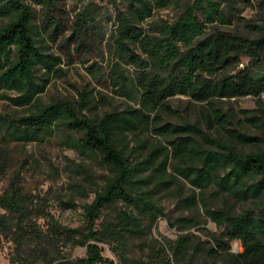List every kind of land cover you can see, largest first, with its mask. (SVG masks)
Returning <instances> with one entry per match:
<instances>
[{
  "label": "trees",
  "instance_id": "1",
  "mask_svg": "<svg viewBox=\"0 0 264 264\" xmlns=\"http://www.w3.org/2000/svg\"><path fill=\"white\" fill-rule=\"evenodd\" d=\"M101 1L115 9L110 38L105 39L100 6L90 2L75 14L71 36L62 42L64 47L77 43L79 50L87 48L92 35L101 45L106 41L110 86L127 103L121 111L98 115L106 99L87 90L74 103L39 101L51 82L64 76L62 58L51 53V43L64 29L52 14L58 0H0V100L26 111L23 116L0 112V136L14 143L41 142L61 126L81 136L69 147L96 158L109 172L94 199L82 206L85 232L64 227L54 218L46 227L32 223V195L23 189L17 172L0 193V251L11 243V263L37 264L32 257L39 258L40 252L50 255L45 247L57 252L67 246L82 247L83 258L58 264H115L104 256L106 245L119 264H174L155 245H147L145 258H130L128 253L131 240L145 236L144 220L152 230L166 217L155 194L174 185L181 191L187 184L191 193L181 198L182 207L202 205L205 216L222 232L212 236L215 247L210 248L194 244L189 235L178 237L168 246L177 260L185 263L205 252L224 264H264V137L259 140L229 129L231 117L220 107L225 101L252 97L262 115L246 119L256 120L264 130V27L245 23L255 37L217 28L234 25L239 0H192L173 22L150 24L156 12L178 0ZM37 7L43 11L42 24ZM87 71L95 79L103 74L96 65ZM177 96L202 104V114L220 136L189 122L162 124L161 115L173 112L169 103ZM145 133L162 138L166 145L141 139ZM254 141L262 143L256 152L237 149V144ZM8 163L7 153L0 149V176ZM80 175L95 186L86 169ZM212 188L217 196L228 195L236 203L256 202L258 208L238 215L229 208L212 209L205 199ZM75 189L88 198L85 187ZM63 206L78 207L73 201ZM107 210L112 212L104 217ZM191 221L181 220V227L187 228ZM235 241L242 252H232Z\"/></svg>",
  "mask_w": 264,
  "mask_h": 264
},
{
  "label": "rangeland",
  "instance_id": "2",
  "mask_svg": "<svg viewBox=\"0 0 264 264\" xmlns=\"http://www.w3.org/2000/svg\"><path fill=\"white\" fill-rule=\"evenodd\" d=\"M33 3L34 0H27ZM192 0H178L176 4L167 9L156 12L151 22L161 20L173 22L183 11V6ZM93 2L101 8V23L105 39H109L114 31L113 18L115 9L101 0H58V8L52 13L64 27L61 37L51 43V53L60 56L63 60L62 68L64 76L61 79H54L47 91L40 96V103L47 105L55 100L67 99L74 102L79 101V95L83 91H89L93 95H102L106 102L99 106L96 113L102 115L108 111H121L126 107L127 101L117 97L112 91L109 83L111 61L106 51V41L101 45L99 40L92 35L87 41V48L77 50V43L72 42L69 47L63 46V41L71 36V28L74 26V17L77 12L82 10L87 4ZM238 10L235 12L237 19L232 27H217L224 32L236 31L247 37H255L253 30L246 27L245 23L264 27V0H239ZM38 22L42 24L44 16L41 7ZM147 24L144 25L147 28ZM247 61H245L246 63ZM96 65L103 68V74L95 79L87 68ZM264 100V95L262 96ZM173 112L162 114L160 121L162 124L182 125L184 123L198 124L206 133L213 137L220 136L211 127V123L202 114V104H194L188 98L177 96L169 103ZM223 113L231 118L229 129H234L250 137L261 139L264 137V130L258 126L256 120L248 121L247 117L261 116V112L256 110V100L252 97H245L238 100L225 101L220 104ZM0 112L7 115L26 114L24 109L10 106L7 102L0 100ZM245 112V113H244ZM223 135V132H222ZM141 139H148L155 145L157 141H165L153 133H145L139 136ZM81 136L77 133L68 131L61 126L54 128V133L47 136L44 141L32 142L28 144L8 142L0 136V149L8 155L9 163L5 175L0 176V193L5 191L14 175L18 172L21 175L22 187L25 192L32 195V223L46 227L48 220L54 218L60 225L85 232V222L83 219V209L86 203H90L95 197V190L101 187L105 178L109 175L106 167L101 165L96 158L84 156L76 149L69 147V142L79 140ZM262 148V143L254 141L250 144H237V149L248 154L256 152ZM86 169L93 177L95 186H90L83 181L81 171ZM76 185L86 188L88 198L80 195L75 189ZM215 189L212 188L205 192V199L212 209L229 208L238 215L245 210H256L258 203L248 201L236 203L228 195L217 196ZM183 193V195H182ZM190 186L183 184V189L177 190L174 185L169 190H160L155 194V199L159 206L164 209L166 217L159 219L156 226L149 230L148 221L144 220L145 236L142 239L131 240L129 249L130 258H145L149 253L147 245H155L158 249L163 248L166 256L174 260V264H224L222 261L211 258L205 252H199L193 258H189L185 263L177 260L169 244L173 243L182 235H189L194 244L203 248L215 247L212 241L213 235H220L222 230L211 222L204 213L202 205L192 209H184L180 203L181 198L190 195ZM199 193V192H197ZM75 202L76 209H66L63 203ZM122 204H118L120 209ZM111 210L104 212V217L111 214ZM113 215V214H112ZM193 220L188 223L187 228H182L181 220ZM34 245H32V249ZM50 251L49 257H45L41 252L39 258L32 257V263L37 264H58L62 261H76L85 256L86 249L82 247L67 246L61 248L60 252L45 247ZM104 256L112 259L115 264H119L109 246H103ZM232 252H242L239 242L232 243ZM13 254L11 243L4 245L0 251V264L11 263L10 258ZM47 260H53L48 263Z\"/></svg>",
  "mask_w": 264,
  "mask_h": 264
}]
</instances>
